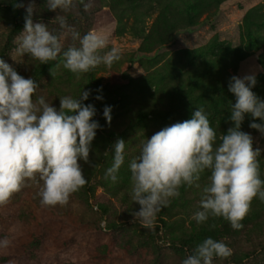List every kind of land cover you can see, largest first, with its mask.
Masks as SVG:
<instances>
[{
	"label": "rangeland",
	"instance_id": "374dc122",
	"mask_svg": "<svg viewBox=\"0 0 264 264\" xmlns=\"http://www.w3.org/2000/svg\"><path fill=\"white\" fill-rule=\"evenodd\" d=\"M30 2L36 9L33 21L47 24L62 38L64 49L79 46V41L61 28L59 16L81 36L107 30L109 45L101 55L114 47L120 59L74 74L63 67L61 56L43 64L21 56L18 37ZM84 2L90 4L88 10L77 2L64 11L49 10L46 0H0V58L18 74L32 77L39 84L36 96L43 95L57 109L60 97L78 98L82 90H91L83 103L95 106L93 118L101 125L91 144L90 163L78 161L87 183L67 204L43 205L38 195L43 182L37 177L0 205V264H181L207 237L232 249L230 257L214 258L213 264H264V200L253 198L239 229L222 217L197 224L193 214L209 182L205 170L199 181L179 188L180 195L147 229L133 221L132 211L140 205L130 196L129 169L142 142L162 128L190 119L198 107L210 122L216 121L217 112L235 103L229 74L261 76L252 91L264 99V0ZM191 13L197 18L187 29ZM154 29L165 34L164 41ZM105 106H111L110 123L103 116ZM247 115L245 119L260 123ZM228 116L222 120L224 130L229 128ZM244 132L251 134L253 148L261 149L259 172L264 177V134L249 125ZM118 139L125 141V162L113 182L105 173Z\"/></svg>",
	"mask_w": 264,
	"mask_h": 264
},
{
	"label": "clouds",
	"instance_id": "9594fccd",
	"mask_svg": "<svg viewBox=\"0 0 264 264\" xmlns=\"http://www.w3.org/2000/svg\"><path fill=\"white\" fill-rule=\"evenodd\" d=\"M84 0H46L49 10L67 11ZM24 6V5H19ZM24 29L18 37L17 51L27 54L41 64L62 57L63 67L74 74L86 73L100 64L111 66L120 59L116 48L101 55L109 45L107 30L89 31L83 36L59 16L73 44L64 49L62 38L49 31L47 24L34 22V3L26 6ZM19 62V61H18ZM255 75L230 78L228 90L235 95L230 104L232 123L218 137L210 126L208 114L198 107L191 118L166 126L142 142L139 155L129 163L133 202L140 205L132 211L133 221L152 229L157 214L180 195L182 185H193L201 173L208 170V184L203 188L200 209L193 214L197 224L209 217H222L234 229L243 225L254 197L264 200V180L260 178V148H253L251 134L241 130L245 114L259 118L249 127L264 134V99L252 88ZM39 84L25 78L3 58H0V205L13 193L20 191L28 180L43 182L38 195L43 205L68 203L70 195L87 183L78 161L90 163L89 153L96 130L101 127L93 117L97 109L85 104L91 90H82L78 98L60 97L59 109L46 98L36 96ZM100 91V89H98ZM96 99H103L97 95ZM103 116L111 121V106H105ZM113 163L105 178L117 181V173L125 162V141L113 145ZM199 187V185H196ZM7 244V241H3ZM232 249L212 237L197 244L181 264H213L214 258H228Z\"/></svg>",
	"mask_w": 264,
	"mask_h": 264
},
{
	"label": "trees",
	"instance_id": "16d2710c",
	"mask_svg": "<svg viewBox=\"0 0 264 264\" xmlns=\"http://www.w3.org/2000/svg\"><path fill=\"white\" fill-rule=\"evenodd\" d=\"M17 8V7H16ZM191 15V17H193V18H191L192 20L189 22V24H187V26H186V28L187 29H191V27H192V25H193V19H196L197 18V16H196V14H193V13H191L190 14ZM161 28H163V30H164V32H166L167 30L165 29V26L162 24V27ZM154 31L156 32V34H158L159 35V37H160V39H161V41H164L163 39H164V35H162L161 34V31L160 30H157V29H154ZM226 77H228V79H229V81H230V78L232 77V75L231 74H229L228 76H226ZM261 76L260 77H257L256 78V84H255V86L253 87V88H256L257 86H258V84H259V81L261 80ZM102 88L104 89V91H106V92H109V87L108 86H102ZM227 113H229V115H230V106H227L226 107V109L225 110H223L222 112H217V116H216V121H213V122H210V126H212L215 130H216V132H217V135H218V137L220 136V135H222L223 133H226L227 132V130H224L223 128H221L222 127V120L224 119L223 117H224V115L225 114H227ZM245 117H248L249 118V116L247 115V114H245ZM250 122L251 121H249V120H247V119H244V121L242 122V125H241V130L242 131H245V128L250 124ZM232 123L233 122H231L230 120H229V122H228V127H231L232 126ZM225 128H227V127H225ZM260 178L262 179V180H264V177H262V176H260ZM215 233H217V232H215ZM212 235H214L213 233H212Z\"/></svg>",
	"mask_w": 264,
	"mask_h": 264
}]
</instances>
